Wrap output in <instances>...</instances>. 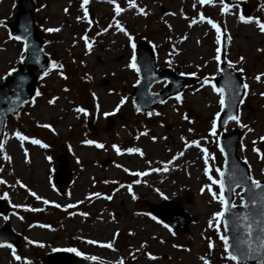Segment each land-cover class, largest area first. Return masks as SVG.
I'll use <instances>...</instances> for the list:
<instances>
[{
    "label": "rangeland",
    "instance_id": "374dc122",
    "mask_svg": "<svg viewBox=\"0 0 264 264\" xmlns=\"http://www.w3.org/2000/svg\"><path fill=\"white\" fill-rule=\"evenodd\" d=\"M35 1L38 32L47 43L45 52L51 63L55 60L63 64V68L51 67L48 75H43L38 81L41 95L35 96V104L28 103L18 117L9 118L5 134L0 139L5 141L4 153H0V165L3 166L0 178L7 181L0 184V201L11 208L8 215L0 216V227L10 224L23 238L21 247L16 249L22 260H14L11 249L0 247V264H24L25 261L43 264V256L69 248L84 254L79 256V264H117L120 259L124 264H203L200 257H205L210 264H228L223 258L222 244L215 229L208 226V220L220 205L217 201L210 202L207 190L203 194L200 192L202 185L208 183L201 153L194 146L185 149L184 143L199 140L201 146L215 156L209 162L212 169L220 167L223 170L224 158L218 148L219 140L223 132L231 133L239 128L243 131L240 144L245 145L243 151L239 145V155L251 165L252 176L264 180V159L259 158L264 156V141L259 140L264 136V95H261L264 93V75L260 81L255 79V76L264 74V33L255 23L245 24L234 14L239 12L264 22V0H225V3L238 5L229 13L221 12L218 0L203 6L196 0H135L138 7L145 8L147 16L127 8V0H117L126 9L119 16L108 0H89L86 7L88 19L93 21L91 27L86 20L76 19L82 16L80 4L83 0H52L50 4H46L48 0ZM194 3L195 8L192 7ZM247 9L250 12L246 13ZM17 11L18 0H0V20L4 22L0 25V76L21 63V42L10 40L7 28L8 24L15 22ZM201 13L221 27L220 45L216 44L215 30L207 19L189 27L190 20H198ZM114 16L134 37L135 43L152 48L155 45L158 71L171 68L177 74L199 79L197 84L180 93V102L173 97L150 110L160 115L149 117L146 115L148 111L137 113L133 108L132 92L137 74L125 68L133 50L127 37L116 29ZM164 21L172 26L171 29ZM110 24L113 26L108 27ZM106 27L107 32L96 35ZM44 28L60 30L49 33ZM85 33L89 38H95L91 51L81 39ZM224 36L227 45L223 50ZM217 46L222 50L219 68L231 60L234 70L244 69L243 73L236 70L243 82L249 85L240 107V119L241 123L253 129L248 132L231 121L224 129L217 125L218 139L209 133L214 114L221 112L218 94L208 85L201 86L205 77H210L213 83L223 75L222 71H217L218 65L213 59ZM241 56L244 61L238 63ZM61 71L66 79L59 74ZM8 79L0 81V84ZM166 89V82H161L153 86L152 92ZM122 96L128 97L127 102L113 112ZM52 97L57 99L49 104ZM77 108H84L86 114L77 112ZM105 112L111 114L105 116ZM189 112H192L191 116ZM27 123L32 129L25 126ZM44 124L51 127L40 126ZM16 131L30 139L19 141L14 136ZM145 131L147 135H141ZM153 136L157 137L155 142L151 139ZM203 137L207 139H201ZM32 138L49 147L32 144ZM88 139L103 143L104 148L84 144L83 141ZM253 141H256L259 154L253 151ZM112 145L121 148V154L118 155ZM128 147H139L144 155L124 152ZM181 151L183 156L167 165V172L149 171L164 167L173 155ZM4 154L11 156L10 162L3 159ZM62 156L67 161L70 183L59 187L54 176ZM182 157L185 164L179 165ZM124 168L129 172H124ZM136 171L148 174L135 177L131 173ZM213 175L217 174L213 171ZM155 176L177 185L174 189L166 188L153 179ZM17 179L26 187L17 185ZM134 179L141 183L132 184ZM129 184L132 192L127 190ZM79 185L81 187L77 189ZM29 189L50 203L45 205L37 201ZM213 190L218 189L214 187ZM240 191L236 192L235 204L238 206L241 204ZM5 192L8 193L7 198H4ZM90 193L101 195L89 196ZM107 195L112 199H105ZM167 201H173L190 214L192 223L184 232L173 229L170 232L164 223L157 218L152 219L156 217L154 208ZM56 203L61 207L56 208ZM31 208L42 210L33 212L29 210ZM82 212L88 215H80ZM96 227L100 231H95ZM208 238L214 244L211 250ZM29 240L35 243L29 244ZM88 240L98 243L89 244ZM108 242L115 250L102 246ZM149 253L157 259H149ZM88 256H95L96 260L86 259Z\"/></svg>",
    "mask_w": 264,
    "mask_h": 264
},
{
    "label": "snow or ice",
    "instance_id": "6c2138e0",
    "mask_svg": "<svg viewBox=\"0 0 264 264\" xmlns=\"http://www.w3.org/2000/svg\"><path fill=\"white\" fill-rule=\"evenodd\" d=\"M109 3L113 4L114 7V12L116 14V16H119L122 12H124L126 9L121 7L119 3H117V0H108ZM196 2L198 4H200L201 6L205 5V4H212L213 0H196ZM218 2L220 3L221 7V12L222 13H229L230 10L233 7H237L238 5L234 6L230 3H225V0H218ZM89 4V0H83V2L80 4V8L82 9V16H77V20H86L89 27H91L93 21L88 19L89 17V11L88 8L86 7V5ZM193 8L196 7V4L194 3L192 5ZM127 8L129 9H136L138 11L139 14L147 16L148 12L145 10L144 7H138L135 3V0H127ZM65 12L68 11L67 8L64 9ZM237 15L238 19L245 23H255L256 26L258 27L259 31L261 33H264V22H261V20L259 18H255L253 16L250 15H245V14H239V12L234 13ZM165 15H176V13H165ZM116 16L113 17V20L115 21V27L116 29L123 33L124 36L127 37L128 43L131 47L132 51V55L129 59V62L125 65V68L132 70L133 72H135L137 74V78L135 80V84L136 85H140L141 84V79H140V73H141V67L139 66L138 62H137V54H136V49H137V45L135 43L134 37L124 28L120 25L119 20H116ZM207 18L201 13L198 15V20L193 18L190 20L189 22V27H191L194 24H197L198 22H204ZM165 24H167L168 28L171 29V25L167 23V21H164ZM207 23L209 25H211V27L215 30V42L217 45H220L221 43V27L218 26L217 23L213 22L211 19H207ZM4 22L2 20H0V25H3ZM6 26V25H5ZM113 25L110 24L108 27H112ZM108 27L103 28L100 30V32H97L96 35L99 36L101 33L107 32L108 31ZM59 28H44L45 32H57L59 31ZM27 29H25V33H27ZM226 31V29H225ZM8 38L10 40H15L18 42H21V51H20V55H19V61L20 62H24L26 60V55L25 53L30 52L31 57L35 60L36 63H39V55H38V50L35 48H30V42H29V36L27 34L25 35H12L9 34ZM81 39L84 41L85 46L88 48L89 51H91L92 49V40H94L95 38H89V36L85 33V35H83L81 37ZM228 39L230 40V37H228ZM155 48V45H153V49ZM259 50V49H258ZM42 51V50H39ZM221 47L217 46L214 49L215 55L213 56V59L217 62V71H224L223 69L219 68V64L221 63ZM226 55V53H225ZM244 61V57L241 56L238 59V63H242ZM228 64V67L230 69L234 68V64L231 60L226 61ZM83 63V62H82ZM168 64L171 65V60L168 61ZM51 67L52 68H63V64H59L57 65V63L55 61H53L51 63ZM199 67V65L197 66ZM237 71L243 73L244 69L240 68V69H236ZM17 70L15 68H11L9 69L3 76H0V81L6 80L8 77L12 76L13 73H15ZM61 76H63L65 79L67 78L66 76H64L63 72L61 71L59 73ZM43 75H48V71H44ZM191 75H195V73H191ZM261 75L264 74H259L257 76H255V79L257 81H260L261 79ZM22 79V78H21ZM90 79V77H89ZM208 85L211 90L218 94V100L217 103L220 107L221 111H224L229 105L228 103H226V98H225V89L224 88H220L217 87L214 83H212V80L210 77H205L203 79L202 82V87ZM20 85L17 84V88H19ZM249 88V85L247 83H242V84H237L234 85L232 88V100H231V104L233 106H239V105H243L244 103V99L239 98L241 93H240V89H244V95H247V89ZM65 91H67V89H65ZM41 95V92L39 90H37L35 92V96L39 97ZM94 95V94H93ZM261 95H264V93H261ZM57 99V97H52V99H50L48 101L49 104H53L55 102V100ZM175 99L177 102H180L182 100V97L179 93L176 94ZM128 100V97L126 96H122L118 102V104L115 106V109L113 110V112L118 111L120 109L121 106H123ZM164 100H160V103H164ZM35 104V97H33L31 100H22L20 95H15L14 98H10V104L9 107L5 110L6 112L9 113H14L17 117L19 116V111H18V107L23 105V104ZM133 105L135 106V111L137 113L141 112V107L139 105H137L136 100L133 99L132 101ZM98 107V106H97ZM77 112H81V113H85L86 114V110L84 108H77L75 109ZM111 113L105 112L104 115L108 116ZM160 115V113H153L152 111H148L146 113L147 116L151 117L153 115ZM221 116V112L218 111L214 114V118L211 120V126H210V136L213 138H217L218 139V133H217V121ZM187 118V117H185ZM229 121H233L235 122L237 125H239L241 128H246L248 132H252L253 129L248 127V125L241 123V119H240V115L239 114H233L232 112H229L227 114V118L224 119L222 122L223 124L227 125ZM41 127L44 128H50L51 126L48 124H44V125H40ZM189 131L191 132L192 129H189ZM141 135H147V132H142ZM14 136L21 142L23 141H28L30 138L26 135H23L21 132L16 131L14 133ZM136 139H139V136L136 137ZM152 141L155 142L157 137L153 136L151 137ZM201 139H207V137H203ZM259 140L264 141V136H260ZM31 143L34 145H40L41 147L47 148L49 147L47 144H43L39 139H35L32 138L31 139ZM84 144L87 145H94L96 148L98 149H103L104 148V144L103 143H99L95 140L92 139H88L83 141ZM254 147H253V151L257 152L259 154V149H257L255 147L256 141L252 142ZM190 146H194L197 149L200 150L201 153V158L203 160V164H204V168H203V172L204 175L207 177V181L208 183H205L204 185H202V187L200 188V192L203 194L206 190L207 193L210 196V202L211 201H217L220 205V209L218 211H215L212 213L211 218L208 220V226L211 228L215 229V233L217 235L218 240L221 242L222 244V248H223V258L225 259L226 262H228V264H248V261L250 260H255L256 264H264V182H262L261 180H258L256 178H254L251 174L250 171L249 173H244L243 171H239L237 169H234L232 176L233 179L231 181V184L236 185L237 187H241V191L245 192V187L247 188V191L245 192V195L248 197V199H245V196H241L240 200H241V207L245 210L243 212H233L232 210L235 209L237 207V205L235 204L234 201H230L229 198H226V181H225V171L222 170L220 167L215 168L214 170L212 169V167L210 166V161L215 159L214 154L209 153L208 149L206 147H202L201 143L199 140H191V141H185L184 143V148L187 149ZM112 147L115 149L116 153L119 155L121 154V148H119L116 145H112ZM218 148L221 154L225 153V148L223 146H220L218 144ZM240 148L241 151L244 150L245 145L243 143L240 144ZM4 149H5V141L4 140H0V153H4ZM124 152H127L128 154H132V153H138L140 156H143L144 153L141 150V148L139 147H128L126 149L123 150ZM183 151L176 153L175 155H173L171 157L170 160H168L165 164L164 167L160 168H151L149 169V171L151 172H167L168 166L169 164H171L173 161H175L178 157L183 156ZM259 158L264 159V156H260ZM3 159L6 161H11V156L4 154L3 155ZM50 159V157L48 158ZM25 160L26 162H28V158H27V150H25ZM150 163V162H149ZM164 163V162H162ZM245 163L247 164V159L245 158ZM2 165H0V169H2ZM117 167H120V165H117ZM249 170L251 169V165L248 166ZM124 172L128 173L129 169L128 168H124L123 169ZM213 171L217 174V175H213ZM237 171H239V176L237 177ZM133 176L135 177H143L146 176L148 174V172L146 171H136V172H132L131 173ZM7 181H5L4 179L0 178V184H6ZM107 183V181H106ZM141 181L139 179H134L132 181V184H140ZM16 184L19 185L20 187H26L24 184L21 183V181L19 179L16 180ZM54 187V186H53ZM120 187H124V185H120ZM214 187H216L218 190H213ZM260 190L259 192H254L253 190ZM127 190L129 192H132V185L129 184L127 186ZM228 193H231L234 191V189L231 187V185H229L228 189H227ZM30 195L32 197H34L37 201H42L43 204L47 205L50 203L49 200L41 197L40 195H38L36 192L31 191L29 189ZM68 195H70V193H68ZM100 193H90L89 196H100ZM238 195V194H237ZM8 197V193L5 192L4 193V198ZM133 199H135V195H133L132 197ZM105 199L107 200H111L112 196L111 195H107L105 197ZM54 203V202H53ZM77 203H81V202H77ZM251 206V207H250ZM16 207H21V205H16ZM56 208H60L61 205L56 203L55 204ZM66 207H74V205H67ZM33 212L36 211H41L42 209H37V208H31L29 209ZM71 215V213H70ZM80 215L82 216H87L88 213L86 212H82L80 213ZM231 218H228V217ZM153 220L156 219L155 216L152 217ZM31 227V225L29 226ZM41 227H49V225H41ZM165 228H168V230L171 232V228H169V226L167 224L164 225ZM175 233H173L174 235ZM114 235H118V233H114ZM29 244L35 243L34 241L29 240L28 241ZM87 243L89 244H96L98 243L95 240H88ZM161 243H163V241H161ZM7 247L9 249H11V255L14 258V260L16 261H21L22 258L16 254V250L13 248V246L11 244H3L0 243V247ZM43 246V245H41ZM102 246L107 247L109 249L115 250L113 247V244L111 242H108L106 244H103ZM141 247H144V245H141ZM173 247H182L179 245H173ZM214 247V244L212 242V240L210 238H208V248L211 250ZM67 251L69 252H74L77 256H82L84 255L83 253H81L80 251H78L75 248H69L67 249ZM129 255L131 256L132 253H129ZM149 259L152 260H156L157 257L154 255H151L150 253L148 254ZM133 259H135V256L132 257ZM86 259L89 260H96L95 256H88L86 257ZM200 259L203 261V264H210V262L205 259V257H200ZM24 264H29V262L25 261ZM117 264H124L123 259H120Z\"/></svg>",
    "mask_w": 264,
    "mask_h": 264
},
{
    "label": "water",
    "instance_id": "95a60500",
    "mask_svg": "<svg viewBox=\"0 0 264 264\" xmlns=\"http://www.w3.org/2000/svg\"><path fill=\"white\" fill-rule=\"evenodd\" d=\"M35 10L36 2L34 0H19L18 12L16 15V22L8 25L12 35H25L29 36L30 48H35L38 50L39 63L31 57L30 52L26 53V60L21 62L20 67H18L15 73H13L9 81L3 85H0V138L4 136L5 127L7 120L11 116H16L14 113L6 112L5 110L9 107L10 98H14L15 95H20L22 100H31L35 96L37 91V82L43 75L44 71H48L50 68V60L44 51V46L46 44L37 31V23L35 20ZM246 13L250 12L247 9ZM27 29V33H25ZM225 47L227 45V39L224 37ZM42 50V51H39ZM137 62L141 67L140 79L141 84L135 85L134 91L132 93L133 99L136 100L137 105L141 107V112L150 111L157 105H160V100H168L171 97L176 96L177 93H181L186 88L192 86L198 82V79L194 77H185L182 75L174 74L170 68L157 72V62L154 50L145 45L138 44L136 49ZM223 69V75L215 80L218 87L225 89V98L228 107L222 111L220 118L217 123L220 127L225 128L227 125L223 124V120L227 118V114L232 112L233 114H239V106H233L231 104L232 100V88L234 85L242 84L243 81L241 76L233 68L230 69L228 65L223 64L221 66ZM39 71L38 75H33V71ZM22 78V79H21ZM167 82V90L153 93L151 92L152 87L160 82ZM17 84L20 85L17 88ZM8 91H13L12 93ZM244 89H240V97L244 98ZM28 104V103H27ZM23 104L18 107L20 111L27 106ZM134 106V105H133ZM135 108V106H134ZM191 115V112H190ZM230 122V121H229ZM228 122V123H229ZM90 129V127H89ZM242 139V131L240 129H235L231 133H223L220 138V146L225 148V181H226V198L230 201H235V191L240 188L234 184H231L233 179L232 173L234 169L243 171L244 173L251 174L249 170V165L246 164L239 156V143ZM61 166L55 174V180L59 186H64L69 184L70 173L67 168V161L65 157L61 158ZM239 171H237V177L239 176ZM264 182V181H262ZM231 185L234 189L233 192L228 193L227 189ZM245 192L247 191L246 186ZM254 192H259L260 190H253ZM245 192H241V196H245L247 200L248 197ZM251 207V206H250ZM157 218L167 224L174 230L184 232L187 226L191 223V217L189 213L183 210L181 207L177 206L173 202H165L164 204L154 208ZM233 212H243L245 211L242 207H236L232 210ZM9 208L0 203V215H7ZM228 218H231L230 216ZM22 236L21 234L15 232L10 224H4L0 228V243L11 244L13 248H18L21 244ZM43 264H78L79 257L73 256L67 252H55L53 254L46 255L42 258ZM248 264H256L255 260L248 261Z\"/></svg>",
    "mask_w": 264,
    "mask_h": 264
},
{
    "label": "bare ground",
    "instance_id": "6f19581e",
    "mask_svg": "<svg viewBox=\"0 0 264 264\" xmlns=\"http://www.w3.org/2000/svg\"><path fill=\"white\" fill-rule=\"evenodd\" d=\"M183 164H185L184 157H182L181 161L179 162V165H183ZM153 179H155V181L157 183L161 184L162 186H165L166 188L174 189V187L177 185V184H173L171 181L164 180V178H161V177H158V176H155ZM80 187H81V185H79L77 187V189H80ZM97 226H100V225H97ZM95 231H100L99 227H96ZM108 255L109 254H106V256H108Z\"/></svg>",
    "mask_w": 264,
    "mask_h": 264
},
{
    "label": "trees",
    "instance_id": "16d2710c",
    "mask_svg": "<svg viewBox=\"0 0 264 264\" xmlns=\"http://www.w3.org/2000/svg\"><path fill=\"white\" fill-rule=\"evenodd\" d=\"M51 1H52V0H48V2H46V4H47V3L50 4ZM53 61H55V60H53ZM55 62H56V61H55ZM56 63H57V65H59L58 62H56ZM25 126L28 127V128L30 127V128L32 129L31 125L28 124V123H27V125H25Z\"/></svg>",
    "mask_w": 264,
    "mask_h": 264
}]
</instances>
